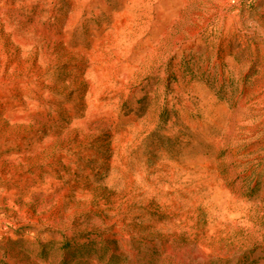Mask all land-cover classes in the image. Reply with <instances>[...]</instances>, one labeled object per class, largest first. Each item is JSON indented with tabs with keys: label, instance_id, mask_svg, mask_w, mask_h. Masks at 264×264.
I'll return each mask as SVG.
<instances>
[{
	"label": "rangeland",
	"instance_id": "1",
	"mask_svg": "<svg viewBox=\"0 0 264 264\" xmlns=\"http://www.w3.org/2000/svg\"><path fill=\"white\" fill-rule=\"evenodd\" d=\"M0 264H264V0H0Z\"/></svg>",
	"mask_w": 264,
	"mask_h": 264
}]
</instances>
